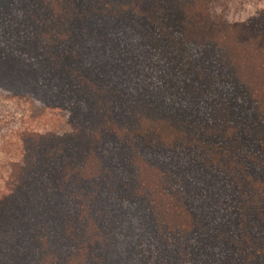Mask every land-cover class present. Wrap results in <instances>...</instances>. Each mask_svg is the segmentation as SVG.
I'll return each instance as SVG.
<instances>
[{"label":"trees","instance_id":"trees-1","mask_svg":"<svg viewBox=\"0 0 264 264\" xmlns=\"http://www.w3.org/2000/svg\"><path fill=\"white\" fill-rule=\"evenodd\" d=\"M23 103L0 264H264V0H0Z\"/></svg>","mask_w":264,"mask_h":264},{"label":"rangeland","instance_id":"rangeland-1","mask_svg":"<svg viewBox=\"0 0 264 264\" xmlns=\"http://www.w3.org/2000/svg\"><path fill=\"white\" fill-rule=\"evenodd\" d=\"M66 127V117L61 110H50L23 103L17 122L3 132L0 140V194L5 190L6 163L17 160L20 155L19 133L22 130L62 131Z\"/></svg>","mask_w":264,"mask_h":264}]
</instances>
